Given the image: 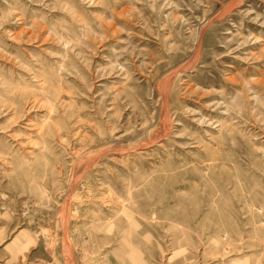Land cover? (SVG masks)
I'll list each match as a JSON object with an SVG mask.
<instances>
[{
    "label": "rangeland",
    "instance_id": "1",
    "mask_svg": "<svg viewBox=\"0 0 264 264\" xmlns=\"http://www.w3.org/2000/svg\"><path fill=\"white\" fill-rule=\"evenodd\" d=\"M0 264H264V0H0Z\"/></svg>",
    "mask_w": 264,
    "mask_h": 264
},
{
    "label": "bare ground",
    "instance_id": "2",
    "mask_svg": "<svg viewBox=\"0 0 264 264\" xmlns=\"http://www.w3.org/2000/svg\"><path fill=\"white\" fill-rule=\"evenodd\" d=\"M164 100V99H163ZM164 111V110H163Z\"/></svg>",
    "mask_w": 264,
    "mask_h": 264
}]
</instances>
